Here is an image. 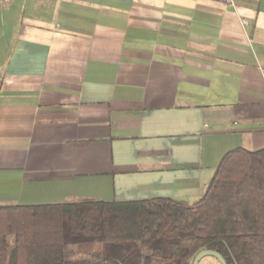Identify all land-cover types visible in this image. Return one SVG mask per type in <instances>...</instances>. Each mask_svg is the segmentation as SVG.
<instances>
[{
    "label": "crops",
    "instance_id": "0c3cea01",
    "mask_svg": "<svg viewBox=\"0 0 264 264\" xmlns=\"http://www.w3.org/2000/svg\"><path fill=\"white\" fill-rule=\"evenodd\" d=\"M264 147V0H0V203L202 195Z\"/></svg>",
    "mask_w": 264,
    "mask_h": 264
},
{
    "label": "trees",
    "instance_id": "16d2710c",
    "mask_svg": "<svg viewBox=\"0 0 264 264\" xmlns=\"http://www.w3.org/2000/svg\"><path fill=\"white\" fill-rule=\"evenodd\" d=\"M264 264V147L223 154L204 192L169 197L0 203V264Z\"/></svg>",
    "mask_w": 264,
    "mask_h": 264
},
{
    "label": "water",
    "instance_id": "95a60500",
    "mask_svg": "<svg viewBox=\"0 0 264 264\" xmlns=\"http://www.w3.org/2000/svg\"><path fill=\"white\" fill-rule=\"evenodd\" d=\"M204 254H212L214 255L215 257L218 258L220 264H226L224 258L219 254L217 253L216 251H213V250H208V249H202L201 251H199L193 258V261H192V264H196V262L198 261V259L204 255Z\"/></svg>",
    "mask_w": 264,
    "mask_h": 264
},
{
    "label": "rangeland",
    "instance_id": "374dc122",
    "mask_svg": "<svg viewBox=\"0 0 264 264\" xmlns=\"http://www.w3.org/2000/svg\"><path fill=\"white\" fill-rule=\"evenodd\" d=\"M196 264H220L217 257L212 254H204L202 255Z\"/></svg>",
    "mask_w": 264,
    "mask_h": 264
},
{
    "label": "built area",
    "instance_id": "2783aa9c",
    "mask_svg": "<svg viewBox=\"0 0 264 264\" xmlns=\"http://www.w3.org/2000/svg\"><path fill=\"white\" fill-rule=\"evenodd\" d=\"M220 1H222L224 3H231V0H220Z\"/></svg>",
    "mask_w": 264,
    "mask_h": 264
}]
</instances>
